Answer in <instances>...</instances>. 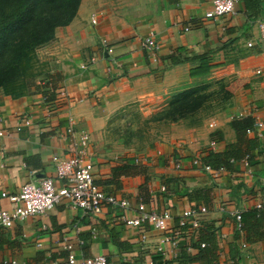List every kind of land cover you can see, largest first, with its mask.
Instances as JSON below:
<instances>
[{
	"label": "crops",
	"instance_id": "0c3cea01",
	"mask_svg": "<svg viewBox=\"0 0 264 264\" xmlns=\"http://www.w3.org/2000/svg\"><path fill=\"white\" fill-rule=\"evenodd\" d=\"M213 1L83 0L74 21L38 51L47 71L35 82L0 89V210L11 207L4 192L16 195L27 183L56 179L53 159L72 156L74 144L88 134L86 158L107 195L133 208L144 203L148 211L169 210L174 228L185 210L207 207L202 229L185 231L177 251L165 245L170 254L162 259V232L127 227L120 210L92 216L65 203L0 228V264H66L70 255L76 264L97 256L109 264H264V240L248 243L234 216L264 207V128L247 134L259 145L248 166L242 160L217 178L202 168L209 153L238 143L235 118L264 124V43L248 47L259 29L248 18L246 0L234 16L206 19ZM151 34L160 44L155 57L142 46ZM103 41L114 48L112 56L105 57ZM220 80L232 81L229 109L197 122L158 123L166 129L146 148H134L116 128L132 110L149 119L174 94ZM185 245L196 260L175 261ZM200 245L204 254L197 259Z\"/></svg>",
	"mask_w": 264,
	"mask_h": 264
},
{
	"label": "built area",
	"instance_id": "2783aa9c",
	"mask_svg": "<svg viewBox=\"0 0 264 264\" xmlns=\"http://www.w3.org/2000/svg\"><path fill=\"white\" fill-rule=\"evenodd\" d=\"M242 0H214L211 10L205 15L206 19L216 21L223 16L236 15V5ZM93 24H97V18L92 19ZM259 29V38L256 41H250L248 47L252 48L256 44L264 43V20H256L252 22ZM188 31V30H187ZM105 57L112 56L114 48L107 41L102 42ZM143 48L153 57L160 50L155 35L151 34L142 41ZM22 121L26 126H30V120L23 117ZM71 123L74 124L73 120ZM214 126V124L212 125ZM264 124L257 121L253 131H261ZM21 129V128H20ZM69 132L74 136L73 128ZM0 136L3 133L0 132ZM261 136V134H260ZM90 142L88 134L80 137V142L74 144V154L69 158L61 159L55 157L53 160L56 164V179L45 178L40 183H27L22 186L20 192L16 195H9L7 192L2 194V198L10 203L9 209L0 210V228L10 229L15 224L24 222L29 218L44 215L55 210L67 203L71 208L81 210L85 215L98 216L105 208H113L123 212L122 220L129 228L143 229L148 225L155 231L164 234L161 246L158 252L163 258L169 256V252L165 249V245H169L177 251L180 241L186 235L188 229L199 231L206 220L209 211L207 207L190 208L185 210L178 218V227L172 225L173 216L169 210L157 212L155 210L148 211L144 203L133 208L127 199L120 198L115 195H107L96 183L94 176V164L87 156V147ZM215 145V144H213ZM246 165H249V157L244 159ZM195 164L199 165V161ZM179 167V166H177ZM202 168L213 177H219L225 169L215 170L207 165ZM57 181L61 185L57 184ZM259 210L264 211V207L259 204ZM238 231H243L242 214H234ZM187 231V232H185ZM147 237L145 236L144 239ZM205 248V245H201ZM243 247H247L244 243ZM173 259L178 258V253L173 255ZM66 264H76L74 255H70ZM2 264H17L14 260H6ZM83 264H109L105 256H97L92 259L84 260Z\"/></svg>",
	"mask_w": 264,
	"mask_h": 264
},
{
	"label": "trees",
	"instance_id": "16d2710c",
	"mask_svg": "<svg viewBox=\"0 0 264 264\" xmlns=\"http://www.w3.org/2000/svg\"><path fill=\"white\" fill-rule=\"evenodd\" d=\"M82 1L0 0V89L19 81L35 82L44 74L38 51L55 40L57 29L66 27L74 21ZM263 2L246 0L249 19L256 21L261 13H264ZM48 88V83L42 87L47 101ZM202 89L204 88L196 87L174 94L168 106L151 116L149 121L175 123L195 117L207 99L202 95ZM255 123L252 117L235 118L232 127L237 133L238 143L228 146L222 153H209L203 158L202 165L232 172L234 164L246 157H249L251 163L252 152L259 145L256 141L248 140L247 134L254 130ZM242 219L244 227L241 233H244L248 243L263 241L264 211L255 209L242 215ZM180 248L181 253L175 261L187 262L192 258L188 255L192 248L188 245ZM199 248L201 252L197 259L203 258L204 254V248L201 245Z\"/></svg>",
	"mask_w": 264,
	"mask_h": 264
},
{
	"label": "rangeland",
	"instance_id": "374dc122",
	"mask_svg": "<svg viewBox=\"0 0 264 264\" xmlns=\"http://www.w3.org/2000/svg\"><path fill=\"white\" fill-rule=\"evenodd\" d=\"M40 57V54L38 53ZM43 72L47 71L48 64L41 61ZM47 64V65H46ZM232 81L220 80L216 82L204 83L201 86V93L206 97V102L201 111L193 117V122L202 121L204 118H208L214 114L221 113L224 110L229 109L234 99H232L231 88ZM149 119L143 118L139 113L132 110L127 113L126 116L119 118L117 121V130H120L119 134H126L132 141L134 148L143 149L149 146L152 142H156L159 137H162V130L166 129L163 124L150 122ZM160 131V132H159Z\"/></svg>",
	"mask_w": 264,
	"mask_h": 264
}]
</instances>
